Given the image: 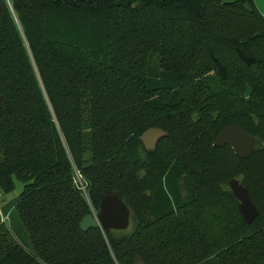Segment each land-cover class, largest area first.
Returning a JSON list of instances; mask_svg holds the SVG:
<instances>
[{
  "label": "trees",
  "instance_id": "1",
  "mask_svg": "<svg viewBox=\"0 0 264 264\" xmlns=\"http://www.w3.org/2000/svg\"><path fill=\"white\" fill-rule=\"evenodd\" d=\"M221 1L0 0V193L22 184L30 246L0 224V264H264V17ZM232 125L243 160L212 146ZM106 195L128 233L80 230Z\"/></svg>",
  "mask_w": 264,
  "mask_h": 264
},
{
  "label": "water",
  "instance_id": "2",
  "mask_svg": "<svg viewBox=\"0 0 264 264\" xmlns=\"http://www.w3.org/2000/svg\"><path fill=\"white\" fill-rule=\"evenodd\" d=\"M222 4H231L232 1L222 0ZM247 11V5L243 6ZM163 136L158 129H148L141 134L139 141L145 151H152L156 142ZM254 140L244 133L239 127L232 125L225 127L214 137L212 146L220 148L226 146L231 149L233 155L240 160L248 157L251 153ZM228 190L237 202V211L245 225H249L257 215V210L250 202L246 189L236 180L227 182ZM264 190V182L262 183ZM129 210L123 202L115 195H106L102 197L97 205L96 214L85 216L79 222V228L82 231L88 228L99 227L106 231H124L129 223ZM133 264H143L139 258L133 261Z\"/></svg>",
  "mask_w": 264,
  "mask_h": 264
},
{
  "label": "rangeland",
  "instance_id": "3",
  "mask_svg": "<svg viewBox=\"0 0 264 264\" xmlns=\"http://www.w3.org/2000/svg\"><path fill=\"white\" fill-rule=\"evenodd\" d=\"M232 179L236 180L242 186V184H241L242 177L240 175L235 176ZM224 187L226 190H228V186L226 184L224 185ZM21 188H22V184L17 179L13 178L12 190L6 194L0 193L5 205H9V207H11V209H13V202L18 197V195L21 191ZM9 223H8L9 230L11 232L12 237L14 239H18L19 241H21L23 243L25 249H30L26 234L24 233L19 221L17 220L14 211L12 212V215L10 216ZM131 227H132V223H131V220H129L128 226H127L126 230L123 232L128 233L130 231Z\"/></svg>",
  "mask_w": 264,
  "mask_h": 264
},
{
  "label": "crops",
  "instance_id": "4",
  "mask_svg": "<svg viewBox=\"0 0 264 264\" xmlns=\"http://www.w3.org/2000/svg\"><path fill=\"white\" fill-rule=\"evenodd\" d=\"M253 6L257 10V12L264 17V0H252ZM1 211L2 214L8 217V222L10 220V216L12 215V209L9 205H5L1 196Z\"/></svg>",
  "mask_w": 264,
  "mask_h": 264
},
{
  "label": "built area",
  "instance_id": "5",
  "mask_svg": "<svg viewBox=\"0 0 264 264\" xmlns=\"http://www.w3.org/2000/svg\"><path fill=\"white\" fill-rule=\"evenodd\" d=\"M0 199H1V194H0ZM0 224H2V225L8 224V217L3 215L2 211H1V201H0Z\"/></svg>",
  "mask_w": 264,
  "mask_h": 264
},
{
  "label": "flooded vegetation",
  "instance_id": "6",
  "mask_svg": "<svg viewBox=\"0 0 264 264\" xmlns=\"http://www.w3.org/2000/svg\"><path fill=\"white\" fill-rule=\"evenodd\" d=\"M254 146V145H253Z\"/></svg>",
  "mask_w": 264,
  "mask_h": 264
}]
</instances>
